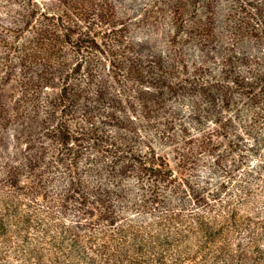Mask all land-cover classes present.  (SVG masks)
I'll list each match as a JSON object with an SVG mask.
<instances>
[{"label": "trees", "instance_id": "obj_1", "mask_svg": "<svg viewBox=\"0 0 264 264\" xmlns=\"http://www.w3.org/2000/svg\"><path fill=\"white\" fill-rule=\"evenodd\" d=\"M0 8V264H264V0Z\"/></svg>", "mask_w": 264, "mask_h": 264}, {"label": "rangeland", "instance_id": "obj_2", "mask_svg": "<svg viewBox=\"0 0 264 264\" xmlns=\"http://www.w3.org/2000/svg\"><path fill=\"white\" fill-rule=\"evenodd\" d=\"M5 10L0 8V25H7L9 23V17L5 15ZM1 30V29H0Z\"/></svg>", "mask_w": 264, "mask_h": 264}]
</instances>
